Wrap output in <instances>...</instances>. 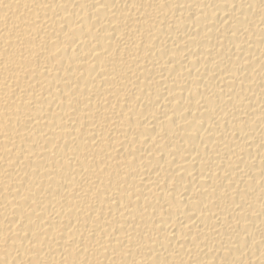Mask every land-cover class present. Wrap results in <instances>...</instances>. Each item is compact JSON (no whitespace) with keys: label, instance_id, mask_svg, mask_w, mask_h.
<instances>
[{"label":"bare ground","instance_id":"obj_1","mask_svg":"<svg viewBox=\"0 0 264 264\" xmlns=\"http://www.w3.org/2000/svg\"><path fill=\"white\" fill-rule=\"evenodd\" d=\"M0 264H264V0H0Z\"/></svg>","mask_w":264,"mask_h":264}]
</instances>
